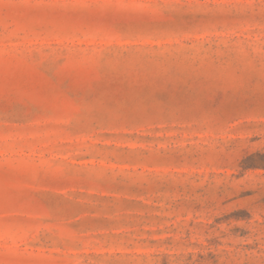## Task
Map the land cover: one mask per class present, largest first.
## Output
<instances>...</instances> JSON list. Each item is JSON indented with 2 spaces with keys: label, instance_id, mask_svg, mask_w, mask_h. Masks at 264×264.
<instances>
[{
  "label": "rangeland",
  "instance_id": "rangeland-1",
  "mask_svg": "<svg viewBox=\"0 0 264 264\" xmlns=\"http://www.w3.org/2000/svg\"><path fill=\"white\" fill-rule=\"evenodd\" d=\"M0 264H264V0H0Z\"/></svg>",
  "mask_w": 264,
  "mask_h": 264
}]
</instances>
